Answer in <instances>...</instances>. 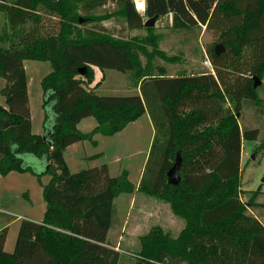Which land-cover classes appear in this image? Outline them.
Returning <instances> with one entry per match:
<instances>
[{"label":"trees","instance_id":"trees-1","mask_svg":"<svg viewBox=\"0 0 264 264\" xmlns=\"http://www.w3.org/2000/svg\"><path fill=\"white\" fill-rule=\"evenodd\" d=\"M112 4L105 15L93 12ZM143 13L134 0H0V175L29 173L42 185L45 210L41 222L23 219L14 247L4 249L7 228L0 229V264H119L120 253L108 241L114 200L140 192L169 205L184 221L176 236L152 226L139 236L133 264H264V225L249 209L260 189L242 200V142L257 140V128L237 118L246 105L264 103L254 77H264V0H145ZM171 14V28L205 27L215 40L206 47L213 72L170 75L160 58V36L144 23ZM43 15L58 25L44 28ZM110 16L123 18L127 30L145 29L143 37L115 36L103 25ZM89 24L92 27H88ZM221 45L223 51L215 53ZM48 62L43 90V134L32 132L28 77L24 61ZM93 67L129 73L136 94L99 95L90 87ZM81 70V72L79 71ZM260 108V109H259ZM148 114L154 134L141 179L136 186L128 171L110 176L106 164L71 172L66 148L79 142L97 146L95 135L114 136ZM96 125L78 130L85 118ZM256 147L264 151V136ZM181 158L177 184L167 171ZM34 156L44 166L24 161ZM95 154L90 159H97Z\"/></svg>","mask_w":264,"mask_h":264},{"label":"rangeland","instance_id":"rangeland-1","mask_svg":"<svg viewBox=\"0 0 264 264\" xmlns=\"http://www.w3.org/2000/svg\"><path fill=\"white\" fill-rule=\"evenodd\" d=\"M134 1L138 9L137 3L141 2V0ZM113 9L114 6L108 4L93 13L101 16L112 12ZM143 9L142 7V9L139 8L138 10L142 11ZM171 17L169 14L157 19L153 26V33L160 36L158 48L167 56L176 57V60L169 63L156 58L154 64L165 67L170 75L209 73L210 69L204 65V62L207 58L206 47L215 40L212 32L206 31L204 26L193 27L191 31L174 30L171 28ZM7 25L6 17L1 15L0 30H7ZM41 25L44 28H48L50 25H58L57 18L43 15ZM92 25L95 24H89L88 27H92ZM99 25H103L110 33H115L116 37L120 36L119 33L126 38L146 35L145 29L127 30L123 18L118 16L105 18ZM25 69L29 82L28 105L33 114V122L36 128L38 125L42 127L44 121V94L40 81L51 71V66L48 62L26 60ZM103 81L104 84H102ZM96 88L95 91L99 95L120 96L138 92V87L129 73H119L114 70L103 71L101 80ZM256 88L261 101L264 103V77ZM262 108L264 109V106ZM237 118L242 127L257 128L259 130L257 140H244L242 142L240 185L241 189L245 191L242 193V200L245 201L247 199L248 195L246 192L260 189L262 196H260L259 201L264 203V151L256 150V147L261 143V138L264 136V112L260 114L258 113V108L246 105L241 113L237 115ZM94 125H96L94 118L88 117L83 119L77 128L81 132H88ZM152 127L148 114H145L139 120L128 124L125 130L115 136H101L100 146L103 154L99 161L101 164L108 166L110 176H117L125 169L128 171L129 180L134 184L137 182V177L142 168H144L143 166H145L143 163L144 158L145 156L148 157L152 144ZM74 149L78 151L75 156L66 155L72 172L90 168L88 167L89 162L84 157L93 152L94 147L85 141L79 142V144L74 146ZM117 157L119 159H116ZM24 160L26 164L36 171H41L44 167L41 161L34 156H25ZM140 175L142 176L141 173ZM15 177L20 178L6 180V182L8 181L11 184V192L9 193L11 201H8V205H0V227L5 226L3 224H7V221L3 220L5 216L2 212L4 210H14L16 212L14 216L9 217L10 221H8L11 223H9L7 228L8 233L5 244V251L7 252L13 250L19 223L23 220L18 217V214L24 216V213L29 210L27 200L24 197H20V193L28 191L31 198L36 200L33 207L34 212L29 215L30 218L36 219L41 214V207L37 197L38 193H36L38 184L34 176L26 173ZM46 180L47 177L44 178V181ZM1 185H4V182L0 181ZM131 198L133 203L129 209ZM152 226H160L165 231L176 236L184 227V221L172 213L168 204L143 196L140 192H135L131 196L122 194L114 200L111 228L117 231L113 232V236L110 237L111 241H113H109V243L121 255L119 264H133L134 253L139 247L138 238ZM121 227H124V229H121ZM116 234H118V237H116ZM114 240L118 241L119 245H116Z\"/></svg>","mask_w":264,"mask_h":264},{"label":"crops","instance_id":"crops-1","mask_svg":"<svg viewBox=\"0 0 264 264\" xmlns=\"http://www.w3.org/2000/svg\"><path fill=\"white\" fill-rule=\"evenodd\" d=\"M135 2V1H134ZM141 4H143V10L142 11H139L137 8V10L139 11V12H141V13H143L144 12V10H145V6H146V4H145V0H141ZM171 15V14H170ZM171 19H172V17H171ZM24 68H25V61H24ZM26 70V69H25ZM93 70H94V80H93V82H92V84L90 85V87H94L97 83H99V81L101 80V77H102V72L97 68V67H93ZM104 72H105V70H104ZM211 72V71H210ZM26 74H27V72H26ZM27 77H28V75H27ZM28 83L29 82H27V88H28ZM3 84H4V81L2 80V79H0V89L2 88V86H3ZM102 84H104V81L102 82ZM101 84V85H102ZM100 85V86H101ZM97 89V88H96ZM28 90H29V88H28ZM95 90V89H94ZM29 99V98H28ZM0 103L1 104H3L4 103V99H3V97L0 95ZM30 114H31V122H32V132L34 133V134H38V135H41V134H43V128L41 127V126H37V128H36V126H35V124H34V120H33V114H32V112L30 111ZM95 126V125H94ZM91 130V129H90ZM89 130V131H90ZM124 130H125V128H124ZM123 131V130H122ZM121 131V132H122ZM121 132H119V133H121ZM152 132H153V134H154V129H153V127H152ZM118 134V133H117ZM116 135V134H115ZM114 135V136H115ZM104 137H106V136H104ZM101 135H95L94 136V139L96 140V142H97V146H93L94 147V151L93 152H91V153H89V154H87L84 158H85V160L86 161H88L89 162V166L88 167H96V166H99V165H101V163H100V161H99V159L101 158V156H102V154H103V152H102V150H101V146H100V140H101ZM77 144H79V143H75V144H72V145H70V146H68L67 148H66V150H65V152H64V158H65V161L67 162V164H68V167L70 168V166H69V163H68V160H67V154H69L70 156H75V154L78 152L77 151V149H74V146L75 145H77ZM242 153V152H241ZM95 154H100V157L99 158H97V159H89L88 160V157H91V156H93V155H95ZM116 159H119V157H117ZM146 160H147V156H145V158H144V164H145V162H146ZM144 167V166H143ZM141 168H142V166H141ZM143 169L144 168H142V171L140 172L141 174H142V172H143ZM70 171L72 172V170L70 169ZM140 173H139V175H140ZM24 174H26V173H24ZM22 176L23 174H19V173H16V172H10L9 174H7V175H5V176H2V175H0V181H2V182H4V185H1L0 186V205H8V201H11V198H9V193L11 192V184H10V182H6V180H9V179H17V178H20V177H15V176ZM139 175H138V180H137V182L135 183V185H138V183H139V180H140V178H141V175H140V177H139ZM45 177H47V176H44V177H42L41 178V180H40V182H41V184H45L46 182H47V180H48V177H47V180L46 181H44V178ZM35 178V177H34ZM35 180H36V182H37V184H38V187H37V191H36V193H38V195H37V197H38V200H39V203H40V207H41V214H39V216H37V218L36 219H33V218H30V216L29 215H31L34 211V202L36 203V200H34L33 198H31V196L29 195V193H28V191H25V192H23V193H20V197H24L26 200H27V203L29 204V210H27V212H25L24 213V216L22 215V214H18V217L20 218V219H27V220H31V221H34V222H41V220H42V217H43V213H44V210H45V202H44V199H43V196H42V185L38 182V180L35 178ZM134 184V183H133ZM132 195V194H131ZM130 195V196H131ZM121 196V195H120ZM119 196V197H120ZM144 196V195H143ZM260 196H262V194H260L259 195V197H258V203H260V204H263L264 205V203L263 202H261V201H259V198H260ZM147 197V196H146ZM117 199V198H116ZM115 199V200H116ZM133 199L131 198V200H130V204H129V209H130V207H131V205H132V203H133V201H132ZM6 207V206H5ZM249 212L253 215V216H255L263 225H264V206H260V207H256V208H251V209H249ZM2 214L5 216L4 217V219L3 220H5V221H7V224H3V225H5V226H2V227H0V229H2V228H8L9 227V223H11V222H8V221H10L9 220V217L10 216H14L15 214H16V212L14 211V210H4L3 212H2ZM111 226H112V224H111ZM121 229H124V227H121ZM117 230H115V229H112V228H110V230H109V232H108V241H110V242H112L111 241V239H110V237L111 236H113L112 234H113V232H116ZM8 233V232H7ZM116 237H118V234H116ZM110 239V240H109ZM115 241V243H116V245L118 244L119 245V243H118V241H116V240H114ZM5 244H6V242H5ZM4 249H5V245H4Z\"/></svg>","mask_w":264,"mask_h":264},{"label":"water","instance_id":"water-1","mask_svg":"<svg viewBox=\"0 0 264 264\" xmlns=\"http://www.w3.org/2000/svg\"><path fill=\"white\" fill-rule=\"evenodd\" d=\"M156 20H157V16H154V17L148 19L144 23V26L153 27ZM222 51H223V47L221 45H217L215 47V53L216 54H219ZM79 71L81 72V70H79ZM253 80H254L253 87L256 88L260 84L261 80L259 78H257V77H254ZM180 164H181V158H180L179 154L177 153L176 160H175L174 164L167 171V182L169 184L175 185V184L178 183V181L180 179V177L178 175V170L180 168Z\"/></svg>","mask_w":264,"mask_h":264},{"label":"built area","instance_id":"built-area-1","mask_svg":"<svg viewBox=\"0 0 264 264\" xmlns=\"http://www.w3.org/2000/svg\"><path fill=\"white\" fill-rule=\"evenodd\" d=\"M204 65L207 66L211 72H213V69H212V64L210 62V60L208 58H206L205 62H204Z\"/></svg>","mask_w":264,"mask_h":264},{"label":"bare ground","instance_id":"bare-ground-1","mask_svg":"<svg viewBox=\"0 0 264 264\" xmlns=\"http://www.w3.org/2000/svg\"><path fill=\"white\" fill-rule=\"evenodd\" d=\"M137 7H139L140 9H142L143 4H141V2L139 1V2L137 3Z\"/></svg>","mask_w":264,"mask_h":264}]
</instances>
